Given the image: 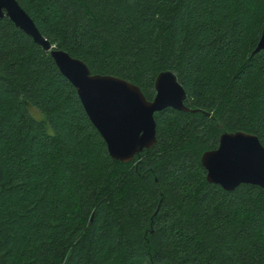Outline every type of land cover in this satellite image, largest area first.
Listing matches in <instances>:
<instances>
[{"label": "trees", "instance_id": "1", "mask_svg": "<svg viewBox=\"0 0 264 264\" xmlns=\"http://www.w3.org/2000/svg\"><path fill=\"white\" fill-rule=\"evenodd\" d=\"M17 1L148 100L173 72L190 110L156 112V143L115 160L49 52L0 17V264H264V188L224 190L200 163L224 131L264 147V0Z\"/></svg>", "mask_w": 264, "mask_h": 264}, {"label": "water", "instance_id": "2", "mask_svg": "<svg viewBox=\"0 0 264 264\" xmlns=\"http://www.w3.org/2000/svg\"><path fill=\"white\" fill-rule=\"evenodd\" d=\"M0 17L9 18L49 52L59 72L74 86L85 113L115 160L129 162L156 143V112L166 107L190 110L184 104V88L169 70L156 75L155 94L148 100L136 84L113 75L91 73L84 61L52 45L17 0H0ZM261 49L264 23L253 52ZM200 163L206 180L224 190H233L240 184L264 188V147L252 133L222 132L217 147L203 152Z\"/></svg>", "mask_w": 264, "mask_h": 264}, {"label": "rangeland", "instance_id": "3", "mask_svg": "<svg viewBox=\"0 0 264 264\" xmlns=\"http://www.w3.org/2000/svg\"><path fill=\"white\" fill-rule=\"evenodd\" d=\"M30 112L36 119H40L42 117L41 114L35 108H30Z\"/></svg>", "mask_w": 264, "mask_h": 264}]
</instances>
